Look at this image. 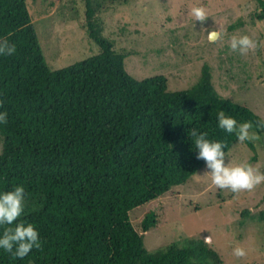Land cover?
I'll return each mask as SVG.
<instances>
[{
	"label": "trees",
	"instance_id": "obj_1",
	"mask_svg": "<svg viewBox=\"0 0 264 264\" xmlns=\"http://www.w3.org/2000/svg\"><path fill=\"white\" fill-rule=\"evenodd\" d=\"M128 1L85 0L84 27L98 53L54 68L28 1L0 0V38L16 46L14 55L0 56V112L8 114L0 123V192L24 186L20 219L34 224L42 242L23 259L0 249V264L223 263L201 237L148 250L144 233L158 223L157 212L149 211L137 227L131 213L206 166L190 129L223 142L226 154L239 141L219 128V111L238 124L251 121L262 134L256 125L264 118L223 96L209 64L194 84L176 91L165 75H131L126 54L97 15ZM257 1V18L264 20V0Z\"/></svg>",
	"mask_w": 264,
	"mask_h": 264
},
{
	"label": "rangeland",
	"instance_id": "obj_2",
	"mask_svg": "<svg viewBox=\"0 0 264 264\" xmlns=\"http://www.w3.org/2000/svg\"><path fill=\"white\" fill-rule=\"evenodd\" d=\"M27 1L50 66L61 68L98 53L84 27L85 0ZM195 6L207 10L204 22L189 15ZM107 7L97 15L117 50L126 54V69L135 78L162 74L169 90L176 91L194 84L209 64L223 96L264 118V46H259L264 42V20L257 18L262 10L257 0H129ZM213 29L222 32L215 43L207 38ZM234 35H248L258 47L240 55L230 49ZM250 131L260 137L253 141L254 148L236 143L225 163L247 162L264 173V134ZM2 148L0 137V152ZM208 171L205 166L186 184L132 211L136 227L149 211L157 212L158 223L144 233L147 249L201 237L220 253L222 264H264V183L233 193L213 185ZM236 247L244 248L246 256L236 257Z\"/></svg>",
	"mask_w": 264,
	"mask_h": 264
},
{
	"label": "clouds",
	"instance_id": "obj_3",
	"mask_svg": "<svg viewBox=\"0 0 264 264\" xmlns=\"http://www.w3.org/2000/svg\"><path fill=\"white\" fill-rule=\"evenodd\" d=\"M189 15L200 22L208 18L207 10L203 6L191 7ZM221 37L222 32L219 29L207 32V38L211 43L219 41ZM259 46H264V42H260ZM257 47V41L248 35L239 37L234 35L230 40V49L239 52L240 55H247L250 50H255ZM15 53V44H10L7 38H0V56H10ZM2 106L3 102L0 101V107ZM7 115V111L0 112V123H7ZM217 120L219 128L229 134L235 133L239 142L256 141L260 138L257 133L250 131L253 128L251 121L238 124L235 118L226 115L223 110L217 113ZM256 126L264 129V120L259 121ZM189 135L198 151L197 159L205 162L212 184L217 188L239 193L252 191L264 183V173L251 164L247 162L226 164L223 142L208 139L206 132H200L196 128L190 129ZM24 206L23 185H16L11 190L0 192V228H2L0 249L10 253L13 258L23 259L33 248L38 250L42 248L40 234L34 224L20 219L24 213ZM233 254L236 257H244L247 253L244 248L236 247Z\"/></svg>",
	"mask_w": 264,
	"mask_h": 264
}]
</instances>
